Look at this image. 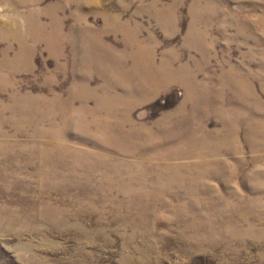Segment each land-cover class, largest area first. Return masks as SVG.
<instances>
[{"label": "rangeland", "instance_id": "374dc122", "mask_svg": "<svg viewBox=\"0 0 264 264\" xmlns=\"http://www.w3.org/2000/svg\"><path fill=\"white\" fill-rule=\"evenodd\" d=\"M0 264H264V0H0Z\"/></svg>", "mask_w": 264, "mask_h": 264}, {"label": "bare ground", "instance_id": "6f19581e", "mask_svg": "<svg viewBox=\"0 0 264 264\" xmlns=\"http://www.w3.org/2000/svg\"><path fill=\"white\" fill-rule=\"evenodd\" d=\"M79 21H80V19H79ZM79 21H78V22H79Z\"/></svg>", "mask_w": 264, "mask_h": 264}]
</instances>
